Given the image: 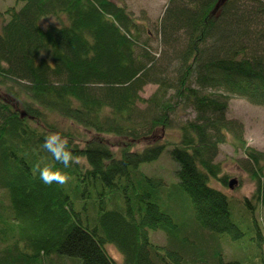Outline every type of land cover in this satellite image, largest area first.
Instances as JSON below:
<instances>
[{
    "label": "trees",
    "instance_id": "1",
    "mask_svg": "<svg viewBox=\"0 0 264 264\" xmlns=\"http://www.w3.org/2000/svg\"><path fill=\"white\" fill-rule=\"evenodd\" d=\"M165 6L154 36L116 0H14L0 10V89L26 98L19 109L0 95V264H120L108 244L123 264H241L207 244L190 254L167 207L177 189L202 230L242 236L234 198L209 183L226 182L215 159L229 131L256 182L240 203L262 247L264 151L244 143L228 109L230 94L264 107V0ZM49 16L56 21L43 25ZM149 83L157 88L142 97ZM181 108L194 117L178 122ZM174 123L177 141L133 148ZM53 132L68 138L79 164L65 168L42 147ZM104 134L131 143L114 151ZM167 147L177 164L172 185L142 166ZM47 164L68 182L42 183L37 165Z\"/></svg>",
    "mask_w": 264,
    "mask_h": 264
},
{
    "label": "rangeland",
    "instance_id": "2",
    "mask_svg": "<svg viewBox=\"0 0 264 264\" xmlns=\"http://www.w3.org/2000/svg\"><path fill=\"white\" fill-rule=\"evenodd\" d=\"M124 4L134 16L142 24H144V32L150 31L154 36L155 26H158L159 21L164 13L165 5L168 0H116ZM14 0H0V10H3L6 6L11 5ZM56 19L53 16L42 18L40 21L43 25L50 22H55ZM145 36V35H144ZM153 46L155 51L159 52L161 48L159 42L153 39ZM154 48V49H155ZM158 56V54H157ZM157 85L149 83L141 92L142 97H149ZM0 95L6 101L11 102L13 106L22 109V102L25 97L20 94L12 95L5 90L0 89ZM228 119L236 120L242 129V139L246 145L252 146L255 149L264 151V107L260 105H254L248 102L245 98L230 94ZM144 107L146 104H139ZM177 121H184L188 118H193L195 113L191 109L181 108L178 111ZM239 127L238 125H236ZM149 137H144L138 141L133 142V148L140 150L144 146L154 142H165L167 140L177 141L180 136V131L176 128V123L172 125V128L158 127L152 132ZM232 132L227 133V141L219 145L216 161L220 162L221 173L220 176H224L226 182L220 179L211 178L210 185L217 187L224 191L235 200V210H232L233 221L239 226L243 232L242 236L234 239L231 235L212 233L208 230H202L198 226V222L194 215L193 204L191 200L183 195L184 193L179 190H174L167 200V207L169 212L174 217L175 221L179 224L180 234L187 233V237L183 244L188 248V252H197L199 248L211 247L219 248L222 250L224 259H238L241 264H264V239L259 241L256 239V227L251 222L247 215H244L241 200L245 197H250L255 191L256 182L251 178L249 171L245 170V161H243V150L235 140H233ZM94 133L87 132L85 136L91 137ZM103 138L107 141L111 149L119 151L126 144L131 143L127 137H120L113 134H104ZM237 143V145H235ZM170 147H167L159 159L152 163H144L143 170L150 174V176L164 177L167 184L176 182V162L171 158L169 153ZM235 179L236 183L233 188H229L227 181ZM178 181V180H177ZM241 208V209H240ZM257 219L263 228L264 236V207L257 206ZM207 233V234H204ZM209 233V234H208ZM150 238L156 243L165 245L166 238L160 231H150ZM170 240V239H169ZM172 242V240H170ZM191 248V250H190ZM107 252L116 260V262L123 264V256L119 250L113 245L108 244L106 246ZM188 253V254H189Z\"/></svg>",
    "mask_w": 264,
    "mask_h": 264
},
{
    "label": "clouds",
    "instance_id": "3",
    "mask_svg": "<svg viewBox=\"0 0 264 264\" xmlns=\"http://www.w3.org/2000/svg\"><path fill=\"white\" fill-rule=\"evenodd\" d=\"M42 147L52 155L56 162L63 164L65 168L72 164L80 163L78 159L73 157V154L69 149L68 138L59 132L48 134L44 138ZM37 170L39 172L40 180L45 185H52L53 183L63 185L70 179L66 172L60 168H56L52 164H47L43 167L37 165Z\"/></svg>",
    "mask_w": 264,
    "mask_h": 264
},
{
    "label": "water",
    "instance_id": "4",
    "mask_svg": "<svg viewBox=\"0 0 264 264\" xmlns=\"http://www.w3.org/2000/svg\"><path fill=\"white\" fill-rule=\"evenodd\" d=\"M228 182L229 188H233L234 184L236 183L235 179H230Z\"/></svg>",
    "mask_w": 264,
    "mask_h": 264
}]
</instances>
